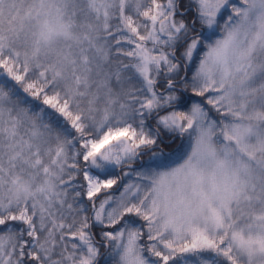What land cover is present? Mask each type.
<instances>
[{"label":"snow or ice","instance_id":"obj_1","mask_svg":"<svg viewBox=\"0 0 264 264\" xmlns=\"http://www.w3.org/2000/svg\"><path fill=\"white\" fill-rule=\"evenodd\" d=\"M0 264H264V0H0Z\"/></svg>","mask_w":264,"mask_h":264},{"label":"trees","instance_id":"obj_2","mask_svg":"<svg viewBox=\"0 0 264 264\" xmlns=\"http://www.w3.org/2000/svg\"><path fill=\"white\" fill-rule=\"evenodd\" d=\"M145 159H146V157H145ZM133 167H136V165H134ZM126 170H129V168L126 167L124 169H117L116 172L122 174ZM94 231H99V229L98 228L97 229H94Z\"/></svg>","mask_w":264,"mask_h":264},{"label":"rangeland","instance_id":"obj_3","mask_svg":"<svg viewBox=\"0 0 264 264\" xmlns=\"http://www.w3.org/2000/svg\"><path fill=\"white\" fill-rule=\"evenodd\" d=\"M128 171H131V169H129V170H126L125 172H128Z\"/></svg>","mask_w":264,"mask_h":264}]
</instances>
